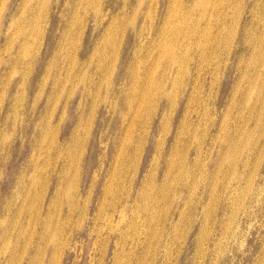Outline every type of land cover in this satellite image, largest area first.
Segmentation results:
<instances>
[{
  "label": "rangeland",
  "instance_id": "obj_1",
  "mask_svg": "<svg viewBox=\"0 0 264 264\" xmlns=\"http://www.w3.org/2000/svg\"><path fill=\"white\" fill-rule=\"evenodd\" d=\"M47 1L0 0V264H264L246 1Z\"/></svg>",
  "mask_w": 264,
  "mask_h": 264
},
{
  "label": "bare ground",
  "instance_id": "obj_2",
  "mask_svg": "<svg viewBox=\"0 0 264 264\" xmlns=\"http://www.w3.org/2000/svg\"><path fill=\"white\" fill-rule=\"evenodd\" d=\"M55 1L56 2L54 4V6H60L62 4V0H55ZM193 1L194 0H190V8L195 9L196 8L195 5L196 4L198 5V3H194L193 4ZM245 1H246V4H247V5H245V7H247V10L250 12V16H251V18H249L248 20H246L245 21V24H244V27H245V35H247L249 37H252V38H251V40H250L249 43L246 40L243 41V39H242L243 42H241V40H238L237 39V43H236V46H235V48L237 49L236 50V53L237 54L238 53L239 54H245L247 56L248 53H249V51H250V49H248V45H246L244 47L243 44H250L252 42L253 37L256 36V35H258L263 30L262 33L260 34V36H261V42H260L261 46L257 50V57L258 58H261L262 56H261L260 50H264V0H245ZM47 2L48 1L46 0V5L48 7H50L49 6V2L48 3ZM63 3L64 4L65 3L66 4H68V3L70 4V0H64ZM87 4H88V2H87ZM201 5H203V3ZM234 5H235V2H234ZM100 9H101V7H98L97 10H96V13H95V18H94L95 24H96V18L98 16L97 15V12H100ZM250 28L252 29V31L250 30ZM234 34H235V31L232 30L231 27H227L225 29V38L219 42V44L217 46V49L215 50L216 54H218V55H216L218 59L220 57H222V54L221 53H222V50L223 49H221V48L223 47V45H226L225 47H228V45L231 43V40H233V38H234ZM196 45H197L198 51H202L204 49H207L206 42L203 41V40L199 41ZM173 47L175 48V46H173ZM31 48H32V46L31 47L28 46V48L26 49V51H25L26 56H29L31 54ZM165 50L168 53L173 54V51L170 49V46L169 45H166ZM246 52H247V54H246ZM193 59H195V58H193ZM255 63H257V62H255ZM254 64L252 66L255 68L256 72L251 73V75L249 77H247V81L250 82V84L253 83L255 85V87H256L257 77L259 78L261 76L262 77V80L264 81V62H263V66L256 65V67H255ZM259 70L260 71H263L262 74H259ZM192 77H193V73L192 72L188 73V78L191 79ZM79 82H82V85L83 86L81 88H79V90H78L79 93H80V97L79 98L81 99V100L79 99L78 102H82L83 103V101H84L83 98L85 97V91L87 89V86L85 84V77H83L82 79L80 78L79 79ZM168 84H169V86H172L174 84V79H171ZM254 90H255V88L252 87L249 90V93L248 94L246 93L245 97H246V99H247L248 102L252 100L253 95H254ZM168 92L169 91H167L165 94H169ZM260 92L262 93V96L258 99V101H259V103L261 105H262V103L264 105V88L263 87L260 89ZM80 105H81V103H80ZM261 116H262V112H260V114L257 117V120L258 121L261 120ZM24 128H27V126H22L21 127V129H24ZM229 154H230V152H229ZM229 154L227 155V158L225 159L228 165L235 164V162H238L239 159L241 158V154L235 153L234 151H231V154H233V155H231V154L229 155ZM71 197H72V194H70L69 197H68L69 198V202H70V198ZM142 207H143V205L141 206V208Z\"/></svg>",
  "mask_w": 264,
  "mask_h": 264
}]
</instances>
